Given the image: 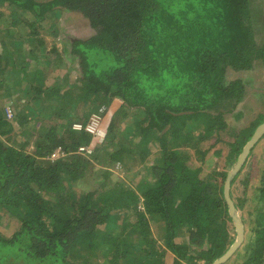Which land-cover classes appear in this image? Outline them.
Masks as SVG:
<instances>
[{"label":"trees","instance_id":"obj_1","mask_svg":"<svg viewBox=\"0 0 264 264\" xmlns=\"http://www.w3.org/2000/svg\"><path fill=\"white\" fill-rule=\"evenodd\" d=\"M250 1L0 0V264H212L229 248L224 181L264 121L222 137L264 70ZM95 114V133L72 127ZM220 142L221 169L186 165ZM229 195L244 239L221 264H264V133Z\"/></svg>","mask_w":264,"mask_h":264},{"label":"rangeland","instance_id":"obj_2","mask_svg":"<svg viewBox=\"0 0 264 264\" xmlns=\"http://www.w3.org/2000/svg\"><path fill=\"white\" fill-rule=\"evenodd\" d=\"M250 8H251L252 12L255 13L254 18H253L254 21H252V27L256 32H261L260 34H258L261 36L256 37L257 40H259V41H257V43L262 44V42H264V39H261V37H263V35H264V29H262V27L264 26L262 24V22L264 21V0H251L250 1ZM0 10H2L6 15L10 12V9L7 6H0ZM70 26L73 27V25H71V24L69 25L67 23L65 26V29L70 27ZM45 30H46V28H45ZM41 32H42L41 35L43 36V38L47 42V47L49 48L54 43L55 37L52 34H50L48 31L47 32L41 31ZM57 44L60 48L61 47L60 43L57 42ZM68 64H69V62H68ZM259 69H262V66L256 65L255 69L252 70L251 72H249L250 75L247 76V77H249V79H248L249 81L245 82L246 83L245 84L246 89H245V93L243 94L242 101L239 103L238 107L234 110L235 112L240 110L242 112L241 117L234 118V116H233L234 111L232 113H228L227 115H225L226 122H227V129L224 131V135H222V137H225V139H228V137H232L230 134L232 132V130H234V129L238 130L240 127L245 126L249 122V120L254 118L257 113L264 112V70H263V72H261ZM62 71H60L59 74ZM71 71H72L71 73L75 72L74 70H71ZM227 79L229 80L230 78L227 77ZM14 80H13V82H14ZM13 84H19V83L14 82ZM16 86L18 87L19 85H16ZM10 103L8 101H6L5 107L7 109L9 108ZM93 113H95V111L94 112L91 111V113L89 115H92ZM117 124H118V126L116 125L115 128L119 127V123H117ZM123 126H124V124L121 123L120 127L123 128ZM227 133H228V135H226ZM224 146H225V144L221 143V142L215 146L216 149H219V148L222 149V150H220L219 156L214 154V147L209 149V151L205 155V161H204L203 165H202L201 161L199 159H197V155H196L195 151L189 150V157L186 160V165L190 168H197L199 166H202V168L204 169V172L202 174H206L208 172V169L206 168L208 165V162L206 160L211 157L212 160L210 162V165L215 166L214 162H217V164H216L217 169H221L223 167L224 162H225L224 161V154H223ZM260 148L261 147H259L257 149V151H259V153H261ZM86 151L90 152V149L88 148V150H86ZM57 153H58V150H56L53 154H57ZM152 156L153 155H151V157ZM248 169L249 168L247 167L241 172V175H240L241 178L244 177L246 175V173H247V175H249L251 177L256 176V178H257V174L254 173V172H256V170H255L256 167L249 169V173L247 172ZM116 170L118 171V174L121 176V179L124 178L127 181L131 182L130 180H128V178H126L124 176L123 173H121L118 170V168ZM148 174H149V172L144 173L145 176H147ZM133 179L135 181V179H136L135 175H134ZM250 181H251V184H254V182L256 180H250ZM140 207L141 206L139 205V208ZM158 241H160V240H158ZM159 250H161V249H159ZM164 260H165V258H164ZM167 262H170V261L168 260Z\"/></svg>","mask_w":264,"mask_h":264},{"label":"water","instance_id":"obj_3","mask_svg":"<svg viewBox=\"0 0 264 264\" xmlns=\"http://www.w3.org/2000/svg\"><path fill=\"white\" fill-rule=\"evenodd\" d=\"M264 133V121L255 129L254 134L252 137L248 140L247 144L245 145L244 149L242 150L240 156L238 157L235 165L231 170H229L225 181H224V197L226 199V202L229 205V214L232 217V220L234 222L235 230H236V238L232 242V244L229 246V248L218 258H216L212 264H221L228 260L229 257L233 255V253L236 251V249L240 246V244L243 242L244 239V229L242 222L238 216V214L235 212V207L233 205V202L229 195L230 190V180L236 174V172L241 168L243 163L245 162L248 153L252 146L256 143V141L262 136Z\"/></svg>","mask_w":264,"mask_h":264},{"label":"built area","instance_id":"obj_4","mask_svg":"<svg viewBox=\"0 0 264 264\" xmlns=\"http://www.w3.org/2000/svg\"><path fill=\"white\" fill-rule=\"evenodd\" d=\"M98 118H99L98 115L95 114L90 118V120L85 125H82L81 123H73L72 127L76 130H80V129L84 128V130H86L87 132L95 133L97 130V127H98V121H99ZM80 149L83 150L85 148L81 147ZM86 150H88V148ZM57 155H58V153L53 154V157H55Z\"/></svg>","mask_w":264,"mask_h":264}]
</instances>
